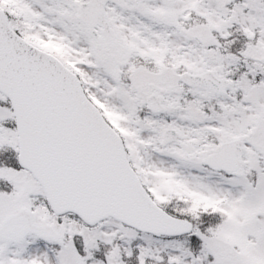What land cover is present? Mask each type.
Segmentation results:
<instances>
[{
  "label": "snow or ice",
  "instance_id": "obj_1",
  "mask_svg": "<svg viewBox=\"0 0 264 264\" xmlns=\"http://www.w3.org/2000/svg\"><path fill=\"white\" fill-rule=\"evenodd\" d=\"M0 264H264V0H0Z\"/></svg>",
  "mask_w": 264,
  "mask_h": 264
}]
</instances>
